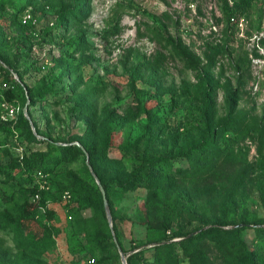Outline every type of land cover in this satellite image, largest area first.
<instances>
[{"label":"rangeland","instance_id":"rangeland-1","mask_svg":"<svg viewBox=\"0 0 264 264\" xmlns=\"http://www.w3.org/2000/svg\"><path fill=\"white\" fill-rule=\"evenodd\" d=\"M227 1L230 5V0ZM11 12L8 5H0V124L13 126L21 113L37 142L18 141L0 130V164H8L30 152L46 151L54 161L58 157V146L74 145L81 149L76 141H69L71 136H80L84 130V120L77 117L75 98L86 90L94 91L92 103L97 113L106 106L129 119L127 125L118 131L113 130L108 153L110 158H120L122 155L127 161L141 156L144 142L142 129L148 121L155 122L150 126V132L157 136L152 144L153 151L164 150L165 153L174 154L182 149L185 137L179 138L178 134L189 126V122L193 125L196 123V113L192 115V110L179 101L173 105L167 94L159 95L148 84L137 79L131 80L130 76L137 66L141 77L146 78V64L155 66L162 88H172L176 93L182 81L195 83L203 68L210 65L208 73L217 83V116L223 114V92L220 87L226 82L229 88L239 91L238 110L255 119L264 114V56L256 54L251 40L254 34L262 33L264 36V0H252L247 11L236 16L242 21V32L235 26L225 24L218 0H91L90 15L86 21L69 29L62 39L55 37L53 42H45L41 47L35 45L38 39H29L34 44L29 51H26L16 29L18 17L29 13L37 20L40 29L53 21V11L41 5L31 6L16 15V20L10 17ZM69 36L80 37L85 48L73 53L68 61L73 66L79 64L81 59L85 62L80 63L76 75L65 77L60 85L52 79L59 70L53 67L54 63L49 59L50 54L57 55L54 47L66 48L65 41ZM168 38L179 39L198 59L196 70L185 68L163 47V40ZM261 41L259 43L263 47ZM23 50L28 53L27 56ZM6 62L18 70L22 83L31 91L47 90L46 99L29 104L24 93V101L7 103L2 92L13 88L11 79L15 83L19 81ZM233 66L238 67L239 77ZM77 77L81 81L79 87L70 91L69 84ZM60 88L70 95L56 106L49 104L48 100L54 98ZM257 141L256 137H248L239 144L246 153L247 163L251 164L257 157ZM122 144L129 146L118 149ZM81 151L84 153L83 149ZM158 154L153 153L155 156ZM86 159L84 154V164ZM82 164V156L66 157L53 173L48 174V188L54 191L64 181L80 176ZM179 164L175 163V166ZM132 165L127 162L128 167ZM240 167L242 163L238 159L224 157L217 161L212 172L192 181L187 176H175L176 189L188 192L193 210L182 213L171 226V231L177 228H182L184 232L204 229L211 225V220L220 218L221 201L229 190L232 176ZM35 174L44 175L40 171ZM90 176L96 185V176ZM147 196L145 189L138 188L128 193L109 192L106 198V221L108 227L113 226L117 232L118 240L126 252L121 254L124 260L132 253L130 248L133 244L142 245L143 249L151 247L144 245L145 232L147 228L159 225L160 217L156 208L147 202ZM15 198L19 200L20 195H15ZM108 202L113 211L112 223ZM232 202L235 214H241L242 219L254 215L258 224L264 218V175L255 172L247 176L232 195ZM70 208L74 209L75 205ZM53 210L57 216L59 235L55 248L45 254L42 264H72L73 259L78 260V264H86V259L91 256L96 259V264H121L119 252L113 249L112 241L105 243L103 252H86L82 246L83 232L76 230L71 209L62 210L59 205H54ZM90 215L87 209L79 212L77 217L86 218ZM0 238L1 263L5 257L10 258L14 251L10 234L0 233ZM243 239L248 248L258 250L251 228H246ZM193 249L194 254L218 264L219 251L212 244L199 242ZM80 253H83L81 257L75 256ZM262 255L264 260V253ZM143 258L151 262V252H144ZM178 264L187 263L183 260Z\"/></svg>","mask_w":264,"mask_h":264},{"label":"trees","instance_id":"trees-1","mask_svg":"<svg viewBox=\"0 0 264 264\" xmlns=\"http://www.w3.org/2000/svg\"><path fill=\"white\" fill-rule=\"evenodd\" d=\"M251 1L230 0L229 5L227 0H218L219 11L225 24L229 25V17L244 14ZM90 3L91 0H0V5H8L11 8L12 20H16V15H20L31 6L41 5L53 11V21L40 29L37 20L35 25L30 23L22 25L18 17L16 29L21 41L25 44L26 51L34 46L29 39H38L35 43L38 47L46 44L45 42H53L52 39L55 37L62 39L69 29L82 24L89 18ZM163 41V47L165 46L172 57L185 68L191 70L198 68V59L179 39L168 38ZM65 43L66 48L54 47L56 56L49 53V60L54 63L53 67L59 70L52 79L60 85L65 77L76 75L80 63L85 62L81 59L79 64L73 66L68 61L73 53L85 48V43L80 37L69 36ZM261 43L264 47V40ZM26 51L23 50L25 56L28 54ZM3 61H6V58H3ZM208 62L211 63L210 60ZM6 64L19 81L15 83L11 79L10 81L14 83L13 88H7L2 92L3 99L7 103L24 101V93L29 99V104L46 99L47 90L31 91L22 83L18 70L9 62ZM209 67L210 65L206 69L202 67L203 72L196 78L195 83L182 81L177 88V93L172 88H162L154 65H145L148 71L145 79L141 77L138 66L130 76L133 81L137 79L153 87L161 96L167 94L173 105L179 101L192 110V115L196 113V123L193 125L189 122V126L183 128V132L178 134L179 138L185 137V146L174 154L165 153L164 150H152V144L157 136L150 132V126L155 122L148 121L142 129L144 142L141 156L127 161L122 155L120 158H110L108 153L113 130L118 131L127 125L129 119L106 106L97 113L92 103L94 91L86 90L75 98L77 117L84 120V130L80 136H71L69 141H76L84 153L74 145L58 146V157L54 161L46 151L44 153L30 152L8 164H0V233H8L12 236L14 251L12 255L10 254V258L5 257L0 264H42L44 262L45 254L55 248L56 238L59 235L54 205H59L62 210L71 209L75 217L76 230L83 232L82 246L86 252L91 254L103 252L105 243L112 241L114 250H116V244L121 254L126 253L114 227H108L101 195L84 164V154L104 192L105 199L109 192L128 193L142 188L147 191V202L156 208V213L160 217L158 227L147 228L145 232L144 245L151 247L143 249L142 245L133 244L130 248L132 253L125 258L126 264H178L183 260L187 264H212L208 258L194 254L193 246L199 242L212 244L219 251L218 264H264L262 255L264 253V218L258 224L255 222L254 215L242 219L241 214H235L233 211L232 202V195L247 176L255 172L264 175V114L259 119H255L247 117L244 112L238 110L239 91L237 88H229L226 82L220 87L223 92V114L217 116L215 103L217 83L210 77ZM235 69L239 77L238 67L236 66ZM80 82L78 77L74 78L68 89L70 91L78 89ZM69 95L70 93L65 92L64 88H60L54 98L48 100V103L56 106ZM0 130L10 138H17L18 141L37 142L27 120L21 113L16 117L13 126L0 124ZM248 137H256L258 140L257 157L251 164L246 162V153L242 147H239V144ZM128 146L122 144L118 146V149L123 150ZM155 152L159 154L153 155ZM72 155L82 156V174L64 181L54 191L50 188L39 190L35 173L40 171L48 181V174L53 173L66 157ZM224 157L238 159L242 163V168L240 167L232 176L229 190L221 201L220 218L211 220V225L204 229L196 228L190 232H184L182 228H177L171 231V226L182 213H190L193 210L188 192L176 189L174 177L183 175L192 181L202 174L212 172L217 161ZM127 162L133 165L128 167ZM178 162L181 164L175 166ZM113 184L115 186L111 190ZM64 193H67V199H62ZM17 194L20 195L19 200L15 198ZM36 194L38 199L33 200ZM72 205H75L74 209L70 208ZM108 207L112 223L113 211L109 202ZM87 209L91 212L89 217H77L79 212ZM246 228H251L258 250L248 248L244 241ZM177 238L182 239L172 241ZM0 243H2L1 238ZM148 250L152 255L149 263L143 258V253ZM83 253L75 254V256L81 257ZM91 258L96 264L94 256ZM71 263L78 264V260L73 259Z\"/></svg>","mask_w":264,"mask_h":264},{"label":"built area","instance_id":"built-area-1","mask_svg":"<svg viewBox=\"0 0 264 264\" xmlns=\"http://www.w3.org/2000/svg\"><path fill=\"white\" fill-rule=\"evenodd\" d=\"M20 23L22 25H25L27 23H30L31 25H35L36 20L35 18H33L29 13H25L24 15L21 16L20 18ZM228 23L229 25L235 26L240 32H242V21L238 20L237 17L235 16H231L228 18ZM263 34L262 33H258L257 35H253L251 40L254 43V49L256 50V54L258 56H264V47H262L260 45V41L263 39ZM36 183H37V187L39 190H47L48 189V184H47V179L45 175H39L36 178ZM68 195L67 193H64L62 196V199H67ZM38 199V195H34L33 200H37ZM86 264H94V260L92 258H89L88 260H86Z\"/></svg>","mask_w":264,"mask_h":264},{"label":"water","instance_id":"water-1","mask_svg":"<svg viewBox=\"0 0 264 264\" xmlns=\"http://www.w3.org/2000/svg\"><path fill=\"white\" fill-rule=\"evenodd\" d=\"M24 111H25V109H23V112H24ZM85 165L87 166V168H88V170H89V173H90L92 176H94L93 173H92V169H91V167H90V166L88 165V163H87V159L85 160ZM96 185H97L98 190H99L100 195H101L102 206H103V210H104V213H105V217H106V219L108 220V212H107V209H106V208H107V203H106V199H105L104 192H103L101 186L99 185V183H98L97 181H96ZM115 246H116L117 251L119 252L121 264H125L124 257L121 255V252H120L118 246H117L116 244H115Z\"/></svg>","mask_w":264,"mask_h":264}]
</instances>
